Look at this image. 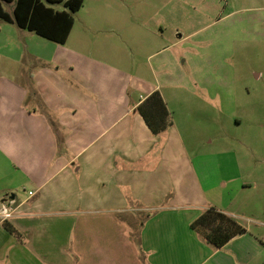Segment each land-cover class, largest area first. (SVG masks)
<instances>
[{"label": "crops", "instance_id": "crops-1", "mask_svg": "<svg viewBox=\"0 0 264 264\" xmlns=\"http://www.w3.org/2000/svg\"><path fill=\"white\" fill-rule=\"evenodd\" d=\"M172 1L113 0L106 7L102 0L86 15L83 5L65 44L35 33L18 57L7 58L0 71V208L11 216L0 214V264L257 260L249 232L217 249L191 228L210 206L238 215L225 194L208 188L200 130L189 124L186 104L174 102L190 89L183 66L195 63L191 48L201 49V40L191 43L195 33L187 34L188 0ZM205 3L211 18L229 4ZM156 91L173 122L159 134L139 111ZM173 110L181 117L174 119ZM233 118L243 124L239 114ZM219 155L234 160L233 184L251 186L235 153Z\"/></svg>", "mask_w": 264, "mask_h": 264}, {"label": "rangeland", "instance_id": "rangeland-1", "mask_svg": "<svg viewBox=\"0 0 264 264\" xmlns=\"http://www.w3.org/2000/svg\"><path fill=\"white\" fill-rule=\"evenodd\" d=\"M100 1L84 0L82 14ZM158 1L161 6L173 2ZM219 1L229 4L217 13L210 11L211 18L206 16L210 6L205 0H188L187 34L195 33L191 43L200 39L196 45L201 49L191 48L196 61L192 64L189 59L183 66L190 75V89H183L182 100L174 102L186 104L191 113L189 124L200 130L197 152L202 155L201 167L210 173L208 188L217 197L225 194L231 202L237 220L252 237L248 247L257 259L253 264H264V0ZM103 2L106 7L116 5L113 0ZM12 7L4 4L8 12ZM155 14L161 15L159 10ZM225 15L229 16L215 23ZM34 34L0 18V71L7 68L8 57L21 54L29 36L38 38ZM173 114L174 119L181 117L178 110ZM234 114L243 119L242 125H236ZM226 152L236 154L240 176L251 181V186L243 189L230 181L229 174L237 167L233 158L219 155ZM213 153H217V160ZM222 175H227L225 189L220 186Z\"/></svg>", "mask_w": 264, "mask_h": 264}, {"label": "trees", "instance_id": "trees-1", "mask_svg": "<svg viewBox=\"0 0 264 264\" xmlns=\"http://www.w3.org/2000/svg\"><path fill=\"white\" fill-rule=\"evenodd\" d=\"M15 3L13 15L6 11L2 2ZM0 18L8 23H16L20 28L37 35L65 44L73 29L74 16L84 5V0H1ZM63 4L68 11H57L50 5ZM153 134H159L170 127L173 122L171 113L159 91L151 94L139 106ZM5 225L13 233L17 230L8 223ZM191 228L207 243L217 249L248 232L237 219L214 206H210L191 224Z\"/></svg>", "mask_w": 264, "mask_h": 264}, {"label": "built area", "instance_id": "built-area-1", "mask_svg": "<svg viewBox=\"0 0 264 264\" xmlns=\"http://www.w3.org/2000/svg\"><path fill=\"white\" fill-rule=\"evenodd\" d=\"M0 214L4 216V218H8L11 216V212H9V209L6 206L0 208Z\"/></svg>", "mask_w": 264, "mask_h": 264}]
</instances>
